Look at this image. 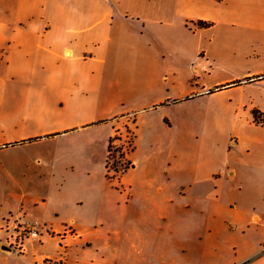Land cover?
I'll return each instance as SVG.
<instances>
[{"label": "crops", "instance_id": "1", "mask_svg": "<svg viewBox=\"0 0 264 264\" xmlns=\"http://www.w3.org/2000/svg\"><path fill=\"white\" fill-rule=\"evenodd\" d=\"M178 73L223 78L171 99L160 82ZM184 101L205 104L201 122L183 117L162 135L148 116ZM253 109L264 113V0H0V264H264L251 206L264 197V126ZM130 115L123 197L105 161ZM96 157L104 194H74L73 235L45 222L43 242L65 255L43 256L35 240L3 249L2 222L29 221L33 190L77 189L94 171L82 179L77 165Z\"/></svg>", "mask_w": 264, "mask_h": 264}, {"label": "rangeland", "instance_id": "2", "mask_svg": "<svg viewBox=\"0 0 264 264\" xmlns=\"http://www.w3.org/2000/svg\"><path fill=\"white\" fill-rule=\"evenodd\" d=\"M223 78L221 76L220 78L217 77V74H212V75H202V74H189V73H178L175 77H171L168 75V77H163L161 79L160 85L162 87L163 93H166L169 95L168 98L175 99L179 98L185 94H190V92H194L195 90H198L202 86H207L213 83L214 81ZM165 91V92H164ZM205 104H201L198 102H188L184 101L182 103H174L173 105L169 106L168 109L165 110H159L156 111L152 114H150L148 117L154 124V128L160 132L162 135L168 136L170 133H178L179 129L182 128V125L180 123V119L183 117H189L192 119V123L198 124L201 122L204 109H205ZM168 113L169 118L173 122L172 131H163L160 128V123L162 120H164V117L162 113ZM133 117L132 115L127 117V122L121 127L120 130V135L125 139L127 137V133L129 132L130 135L133 133ZM166 122V121H165ZM170 128V127H169ZM98 139H101L103 137V133H97ZM132 137V136H131ZM102 146L96 149L98 153L101 151L99 150ZM114 149V147H113ZM94 150V148H93ZM112 150V147H111ZM114 156H117V153L112 151L111 158H116ZM98 157V156H97ZM97 157L95 158L94 162H89L87 165L80 163L77 165V169L75 171V174L78 177H82V179L87 178L84 177L86 174L87 170L93 171L92 174V180H86L84 183L76 184L78 185L77 189H74L73 186H68L67 184H56V186H49V185H44L43 189H35L32 192L35 193L36 195L42 196L43 201H46V206H43V209L41 208H34V205L32 204V201L34 200V197L36 195H31L30 198H27L26 206H28V215L27 217L29 221H21L20 218H10L7 217L5 219V230H6V238L7 236L11 235L14 231H19L20 226L22 225L23 222H31V223H39L41 226V234L40 237L37 239H25L24 244L26 241H31L35 240L38 245L42 244V247L40 248V253L43 254V256H53V257H58L59 255L63 256L64 250L60 251L58 250L56 244L58 241L55 240H48L43 242V234H45V222L52 223V226H55V228H58L59 226H63L65 233H67L69 236L73 235V225H72V218L77 212L76 206H74L75 198L74 194L77 192L80 193H86L88 192L91 196L95 198L102 197L104 194V181L103 178L98 175V170H99V164ZM120 157V156H119ZM110 158V159H111ZM126 166L129 168V162L127 160L126 156ZM122 159V160H125ZM120 163V161H118ZM119 165H117V170L121 172V169H119ZM124 171H126V169ZM97 171V172H95ZM123 173V172H121ZM121 173L118 172V176L121 175ZM87 175V174H86ZM105 180L110 183L123 197L126 196V191L125 189L120 185L119 179L118 178H109L106 177V172H105ZM83 182V180H82ZM4 192V187L2 186V183L0 182V194ZM31 192V191H30ZM264 192V191H263ZM257 203L251 205L255 207V211L259 213L261 217V221L256 224V229L254 231V243L255 244H263L264 243V215H262L264 211L263 208H260L258 205L261 204L262 201H264V197H256ZM14 206H19L17 199L14 200L13 202ZM63 207V208H61ZM60 208V209H59ZM7 221V222H6ZM115 222L118 221H113L111 225H115L120 229V225H116ZM120 224V223H119ZM1 226H4V222H2ZM70 230V232L68 231ZM5 238V239H6ZM43 242V243H42ZM119 243V241H118ZM62 244V243H61ZM64 247V246H63ZM9 248V246H8ZM10 249V248H9ZM13 250V249H12ZM75 248L73 251L75 252ZM17 252V251H15ZM19 253V252H17ZM22 253V252H21ZM20 254V253H19ZM97 254L98 258L102 257V254ZM73 254H70V260H73ZM43 264H56L52 259L50 258H45L43 259Z\"/></svg>", "mask_w": 264, "mask_h": 264}, {"label": "built area", "instance_id": "3", "mask_svg": "<svg viewBox=\"0 0 264 264\" xmlns=\"http://www.w3.org/2000/svg\"><path fill=\"white\" fill-rule=\"evenodd\" d=\"M133 139H134L133 133L130 135V133L128 132L127 137H125L124 139L120 135V132L118 130L115 131V134L112 137V141H111L112 150L109 152L105 161L106 177H109L111 179L115 177L117 178L118 172L119 173L124 172L125 168H127L126 166L127 162L125 158L132 148ZM116 149L118 151L115 152ZM112 151L117 153V156H114L116 158H111ZM118 161H120V163H118ZM117 165H119L120 167L119 169H121V172L117 170ZM5 228L6 226L4 221V226H1V229L5 230ZM41 230H42L41 226L37 222L35 223L23 222L22 225L20 226V230L14 231L11 235L7 236L5 242L7 243L10 249H13L14 251L21 253L24 250V240L28 238L29 239L39 238L40 234L42 233ZM68 231L70 232V230Z\"/></svg>", "mask_w": 264, "mask_h": 264}, {"label": "trees", "instance_id": "4", "mask_svg": "<svg viewBox=\"0 0 264 264\" xmlns=\"http://www.w3.org/2000/svg\"><path fill=\"white\" fill-rule=\"evenodd\" d=\"M199 25L200 26H206L208 25L207 23H204V22H199ZM251 114H252V117H253V120L254 122H256L257 124H260L262 126H264V113L261 112L260 110L258 109H253L251 111ZM111 141H112V137L109 139V142H108V146H107V156L109 154V152L111 151ZM118 151L117 149L115 150V152ZM130 165V163H128Z\"/></svg>", "mask_w": 264, "mask_h": 264}, {"label": "water", "instance_id": "5", "mask_svg": "<svg viewBox=\"0 0 264 264\" xmlns=\"http://www.w3.org/2000/svg\"><path fill=\"white\" fill-rule=\"evenodd\" d=\"M3 249H7V250H9V248H8V247H3Z\"/></svg>", "mask_w": 264, "mask_h": 264}]
</instances>
